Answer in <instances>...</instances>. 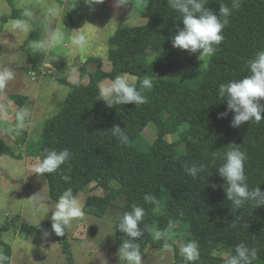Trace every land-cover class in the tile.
<instances>
[{
    "label": "trees",
    "instance_id": "trees-1",
    "mask_svg": "<svg viewBox=\"0 0 264 264\" xmlns=\"http://www.w3.org/2000/svg\"><path fill=\"white\" fill-rule=\"evenodd\" d=\"M7 1L14 5L15 0ZM144 1L141 15L147 21L119 26L109 39L108 58L112 69L104 70L102 58L92 57L90 60L97 61L95 70L80 71L81 77L89 74L87 84L81 79L62 80L69 86L65 102L45 122L42 137L30 139L16 118L15 129L20 133L16 141L26 144L28 156L39 159L46 150L67 148L71 151V160L57 172L43 174L53 200L57 201L68 188L77 197L81 190L95 182L105 194L87 196L83 205L87 213L102 217L113 201L124 198L118 222L133 204L145 208L141 227L163 230L169 220H173L176 225L173 236L188 232L186 242L195 240L199 243L200 264H224L240 243L258 247L259 258L253 264H264V206L254 208L248 202L236 210L227 201L224 179L216 168L223 162V153L229 144L240 145L248 155L245 171L249 187L259 186L264 192V120L259 124L246 122L239 128L232 127L234 113L228 111L226 98L218 95L221 83L250 76L248 61L258 50L264 49V0H240L241 8L233 10L229 24L223 30L224 41L217 46L207 64L204 67L195 65L179 73L176 72L177 61L166 62L159 58L172 47V36L183 27L181 16L168 5V0ZM231 2L208 0L206 7L218 15L219 4L231 6ZM18 14L19 9L14 8L12 13L3 16V20ZM152 55L157 58L150 59ZM121 72L136 75L134 84L138 88L145 76L153 78V87L143 89L147 103L107 106L99 96L100 83L108 77L114 79ZM8 96L19 106L27 102V97L21 94L9 93ZM260 103L264 105V100ZM225 112V117L218 118ZM149 122L157 126L152 142L142 135ZM116 125L128 134V145L120 144L112 135L111 129ZM169 134H175L176 138L168 140ZM141 139L145 146H141ZM0 151L23 158L1 138ZM217 151L220 158L213 164L212 154ZM193 162L206 165V171L197 179L182 167ZM64 176L70 179L65 181ZM113 180L116 185L111 184ZM147 193L159 200L158 212L144 201ZM237 218L242 219L234 226ZM6 229L7 225L0 226V246L5 245L0 253L10 258V245L2 239ZM51 230V220L21 226V231L28 237ZM125 238L126 234L118 231L117 244L120 246ZM137 242L141 252L149 245L162 248L165 243L153 240L147 229ZM172 245L175 256L170 264H183L178 245ZM216 249L225 250L228 255L215 254ZM69 256L67 264L72 263L71 254Z\"/></svg>",
    "mask_w": 264,
    "mask_h": 264
},
{
    "label": "rangeland",
    "instance_id": "rangeland-1",
    "mask_svg": "<svg viewBox=\"0 0 264 264\" xmlns=\"http://www.w3.org/2000/svg\"><path fill=\"white\" fill-rule=\"evenodd\" d=\"M72 2L73 0H15L14 5H11L7 0H0V68L11 67L15 70V78L5 89L0 90V100L6 99L9 93L32 98L27 105L25 104L28 101L23 104L30 110L26 115L30 139H40L47 119L63 106L69 86L62 80L73 82L81 79L84 82L80 76L81 69L89 72L95 70L97 65L96 60H90L92 57L102 58L103 69L111 70L112 63L108 58L110 37L119 26L141 24L145 21V17L141 15L144 0L133 1L132 7L121 9L114 7L113 0H104L103 4L94 5V10H90L83 0H77L76 6L71 8ZM14 8L19 9L18 16L3 20V16L12 13ZM26 12L30 15H25ZM20 21L23 22V27L17 26ZM79 29L89 38L83 51L76 49L70 39L73 30ZM57 34L60 36L59 43L53 40L52 46L47 50L37 48L38 43L54 38ZM198 56L199 52L189 54L186 50L172 46L159 59L166 62L177 61L179 66L176 72L179 73L195 65L204 67L209 58L201 61ZM152 58L156 59L157 56H150ZM45 63H51L55 70L50 73L43 67ZM120 74L126 75L130 83L136 82L138 78L127 72L118 75ZM6 108L4 110H8L9 114L0 111L2 123L6 117L10 118L8 123H3L4 129L8 131L5 141L16 153L23 156L18 158L0 151V226L7 225L2 239L10 245L9 264H67L69 254L72 257L71 264H118V225L110 228L109 224L118 223L124 198L113 201L102 217L87 213L83 209L84 217L73 221L66 228L64 236L57 238L53 230L47 237H28L23 234V223L38 225L45 220H51V210L56 200L49 194L46 178L32 171L33 165L40 159L28 156L26 144L16 141L20 136L14 125L18 104L13 100V104ZM156 132V124L149 122L142 135L151 142L155 139ZM0 136L4 137L1 129ZM174 138L175 134L167 135L170 141ZM140 143L141 146L146 145L142 139ZM95 184L90 183L78 193L77 199L82 207L89 194H105V190ZM111 184L116 185V180ZM41 201L45 202V207L38 206ZM187 234L185 232L180 236H173L174 243L180 247L186 242ZM3 249L5 245L0 246V250ZM215 254L227 256L228 252L216 249ZM174 256L173 245L172 250L149 245L142 252L145 264H170L174 261Z\"/></svg>",
    "mask_w": 264,
    "mask_h": 264
},
{
    "label": "clouds",
    "instance_id": "clouds-1",
    "mask_svg": "<svg viewBox=\"0 0 264 264\" xmlns=\"http://www.w3.org/2000/svg\"><path fill=\"white\" fill-rule=\"evenodd\" d=\"M83 2L90 10H94L93 6L103 4L104 0H83ZM76 3L77 0H73L71 8H74ZM207 3L208 0H168V5L180 14L183 24V27L172 36V46L186 50L189 54L199 52L198 59L201 61L215 54L217 46L224 41L223 30L229 24V17L233 10H239L242 6L240 0H232L231 6L220 3L217 15L211 8L206 7ZM132 5L133 0H114L116 9L132 7ZM25 15H30V13L26 12ZM17 26L23 27V22H18ZM81 29L73 30L70 39L76 49L83 51L89 38ZM53 40L59 43V34L49 40L41 41L37 44V48L42 51L47 50L52 46ZM43 67L50 71L55 70L51 63H45ZM248 71L251 73L250 76L221 83L218 89L219 97L226 98L228 111L234 113L231 122V126L234 128H239L246 122L259 124L264 120V105L260 103L261 100H264V49L258 50L254 57L248 61ZM14 78V69L11 67L0 68V90L5 89ZM152 87V77L145 76L138 88L136 84L129 82L126 75L120 74L100 85L99 96L103 97L102 100L109 108L128 103L140 106L148 102L147 97L143 95V89ZM226 115L227 112L221 113L218 118H223ZM111 132L120 144L126 146L130 143L128 134L119 125L114 126ZM212 157V162L215 164L216 160L220 158L219 151L214 152ZM71 158L72 153L67 148L60 151L46 150L43 158L33 165L32 171L38 176L55 173ZM247 160V152L242 150L240 145L231 143L223 153V162L216 166L220 177L224 179L223 188L227 201L231 202L236 210L241 209L248 202H251L254 208L264 206V192L261 191V188L259 186L249 187L245 171ZM182 167L193 179H197L199 174L206 171V165L203 163L193 162L184 164ZM63 179L68 181L70 177L64 176ZM212 187L215 188L216 185H212ZM143 199L146 203L154 206L152 209L154 212L159 211V200L155 195L147 193ZM38 206L45 207V202H38ZM51 211V228L57 236H64L66 228L70 227L73 221L81 219L85 215L80 201L73 194L71 188L66 189L59 196ZM145 216V208L133 204L130 211L123 213L118 223L109 224L110 228L118 225V230L126 234V238L116 253L119 258L118 264H145L137 241L144 236L146 229L151 233L153 240H163L164 247L172 250L175 222L169 220L167 227L163 230L149 229L147 226L141 227ZM241 219L237 218L234 226ZM43 235L47 237L50 233L45 231ZM258 253V247H249L245 243H240L235 246L234 254L228 255L224 264H253L259 258ZM179 254L183 258V264H200V245L195 240L182 243L179 247ZM8 259L7 255L0 253V264H6Z\"/></svg>",
    "mask_w": 264,
    "mask_h": 264
},
{
    "label": "crops",
    "instance_id": "crops-1",
    "mask_svg": "<svg viewBox=\"0 0 264 264\" xmlns=\"http://www.w3.org/2000/svg\"><path fill=\"white\" fill-rule=\"evenodd\" d=\"M142 21V20H141ZM147 21V19L145 18V21H144V23ZM110 71V70H109ZM89 72H91V71H89ZM107 79H109V78H105L104 80H102L101 81V83H100V85L102 84V83H105V82H107V81H110V80H107ZM83 80H84V83L85 84H87L88 82H89V80H90V77H89V74H85L84 76H83ZM27 97V103L25 104V105H27L29 102H31L32 101V98L30 97V96H26ZM33 98H35V96L33 97ZM36 99V98H35ZM11 102V103H10ZM9 104H13V100L9 97V96H6V99H1L0 100V111L2 110L4 113H6V114H9V111L8 110H4L6 107H7V105H9ZM24 105V106H25ZM36 105H37V103H36ZM23 106V105H22ZM21 107V106H19L18 105V109L16 110V112H15V116H14V118H15V120H16V118L19 120V127L21 128V129H23V130H28V127H27V118H26V115H27V113H29L30 112V110L27 108V107ZM7 109V108H6ZM11 112V111H10ZM9 120H10V118H9V116H8V119H7V117H6V120H3L4 122L3 123H8L9 122ZM1 121H0V129H1V131H2V133H3V135H4V137H2V136H0V138L7 144V145H9L6 141H5V137H6V135H7V133H8V131H6L5 129H4V124H3ZM29 134V133H28ZM156 138V137H155ZM151 142H152V140H151ZM1 246H3V245H1Z\"/></svg>",
    "mask_w": 264,
    "mask_h": 264
},
{
    "label": "built area",
    "instance_id": "built-area-1",
    "mask_svg": "<svg viewBox=\"0 0 264 264\" xmlns=\"http://www.w3.org/2000/svg\"><path fill=\"white\" fill-rule=\"evenodd\" d=\"M50 73H52V71L49 70Z\"/></svg>",
    "mask_w": 264,
    "mask_h": 264
}]
</instances>
